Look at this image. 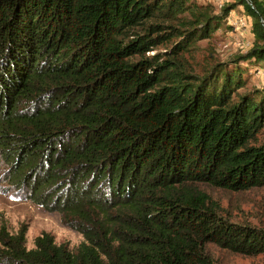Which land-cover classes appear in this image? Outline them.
I'll return each mask as SVG.
<instances>
[{
	"label": "trees",
	"instance_id": "trees-1",
	"mask_svg": "<svg viewBox=\"0 0 264 264\" xmlns=\"http://www.w3.org/2000/svg\"><path fill=\"white\" fill-rule=\"evenodd\" d=\"M239 6L251 46L198 61ZM251 66L263 86L242 91ZM263 134L264 0H0L1 186L84 236L28 248L24 227L1 228L0 264H215L211 242L264 253V228L197 188L264 186Z\"/></svg>",
	"mask_w": 264,
	"mask_h": 264
},
{
	"label": "rangeland",
	"instance_id": "rangeland-1",
	"mask_svg": "<svg viewBox=\"0 0 264 264\" xmlns=\"http://www.w3.org/2000/svg\"><path fill=\"white\" fill-rule=\"evenodd\" d=\"M227 1L232 0H195L200 5L212 4L217 12L223 9ZM251 20L242 6L237 7L229 14V28L221 27L213 36L199 40L194 50L196 59L203 62L214 52L216 59L225 61L237 53L245 52L251 46L253 37L249 28ZM192 64L196 65V69L200 68L199 63ZM244 78L246 85L241 88L242 91L263 86V72L259 67L251 66ZM197 188L210 197L212 206L223 218L264 228V186L242 192L228 191L209 184H201ZM23 227L28 248H33L35 239L45 232L51 233L57 243H67L72 249L84 241L81 232L64 224L61 212L47 210L31 200L19 199L4 192L0 182V230L5 228L9 233L17 234ZM206 250L215 264H264V253L257 256L243 255L212 242L207 244Z\"/></svg>",
	"mask_w": 264,
	"mask_h": 264
}]
</instances>
